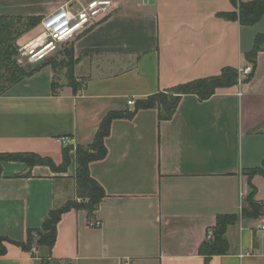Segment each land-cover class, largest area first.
Masks as SVG:
<instances>
[{
    "label": "crops",
    "instance_id": "1",
    "mask_svg": "<svg viewBox=\"0 0 264 264\" xmlns=\"http://www.w3.org/2000/svg\"><path fill=\"white\" fill-rule=\"evenodd\" d=\"M112 1L107 15L70 40L68 74L45 61L0 95V153L33 152L60 166L67 146L93 143L110 111L134 110L128 100L225 67L240 73L264 34V14L253 25L221 16L237 9L232 0ZM66 2L0 0V14L42 20ZM41 32L40 21L18 46ZM247 77L206 100L184 95L169 120L157 108L115 118L106 156L89 163L106 196L91 217L83 208L62 215L52 252L34 246L33 256L16 242L75 196V149L62 171L3 161L0 264H43L49 255L64 264H205L200 247L225 214L238 215L225 234L229 249L209 264H264V174L249 175L264 162V50ZM250 182L263 206L258 217L243 214Z\"/></svg>",
    "mask_w": 264,
    "mask_h": 264
},
{
    "label": "trees",
    "instance_id": "2",
    "mask_svg": "<svg viewBox=\"0 0 264 264\" xmlns=\"http://www.w3.org/2000/svg\"><path fill=\"white\" fill-rule=\"evenodd\" d=\"M237 9L233 12L221 13L227 19H238L246 25H253L260 20L264 14V0H253L243 2L232 0ZM41 21L40 18H21L0 14V95L5 93L12 85L18 83L27 76L32 75L39 67L28 70L17 62L19 46L17 39L24 32ZM264 50V34L259 33L255 37L253 49L245 54V57L253 66V71L248 75L247 80L254 75L257 65L258 53ZM69 62L67 65L70 70L75 62L73 44L65 49ZM62 63V62H60ZM2 69L5 70L2 73ZM239 70L234 67H225L217 75L197 78L185 83L178 84L165 91H159L146 98L139 99L135 103L134 110L110 111L102 120L96 133L95 140L89 145H78L76 149L77 174H76V199H68L61 205L53 207L45 217L40 228L29 229L25 242H16L27 251H32L33 246L38 245L52 252L58 236V224L62 215L73 209L83 208L88 211L91 217L97 209L99 203L106 196L103 186L91 175L89 163L93 160L104 158L107 154L105 138L109 135L111 123L115 118L132 117L138 110L147 108H157L160 120H169L173 117L177 107L186 94H196L201 99L206 100L213 96L218 88L230 87L239 82ZM72 78V83L75 84ZM72 146H67L63 153V162L57 166L52 158L33 152H5L0 153V176L3 171V161H22L28 166L48 165L53 170H66L71 163L70 151ZM255 173L264 174L263 165L249 171L252 176ZM251 192L248 194L243 214L251 217H258L263 213V206L256 200V188L250 182ZM238 215L225 214L219 215L217 223L210 232L208 240L201 247L200 252L206 256L205 264H209V259L213 255L225 254L229 249V242L225 236L229 224L236 221ZM5 238H0V257L7 252L4 244ZM33 256L36 253L32 252ZM43 264H64L55 259L52 255L42 259Z\"/></svg>",
    "mask_w": 264,
    "mask_h": 264
},
{
    "label": "built area",
    "instance_id": "3",
    "mask_svg": "<svg viewBox=\"0 0 264 264\" xmlns=\"http://www.w3.org/2000/svg\"><path fill=\"white\" fill-rule=\"evenodd\" d=\"M112 6V0H67L63 6L41 20L42 32L39 35L19 46L17 62L23 64L25 61L34 63L44 60L60 43L72 40L78 33L95 24L101 16L107 15ZM252 71L253 66L248 65L240 70V75L245 77ZM128 104L134 105L135 100H128ZM66 139L62 138V142ZM94 224L101 226L102 222L96 221ZM32 252L36 253L35 247Z\"/></svg>",
    "mask_w": 264,
    "mask_h": 264
},
{
    "label": "rangeland",
    "instance_id": "4",
    "mask_svg": "<svg viewBox=\"0 0 264 264\" xmlns=\"http://www.w3.org/2000/svg\"><path fill=\"white\" fill-rule=\"evenodd\" d=\"M71 45V42L68 41V42H63V43H60L58 46H57V49L55 51H53L48 57H46L44 60L42 61H39V62H34V63H31V62H28V61H25L23 64H21L22 66H25L28 70H31V69H34L36 67H40V65L42 63H44L45 61H49V60H54V67L56 68L57 70V74H60L62 75V73H64L65 70L66 73L68 74V72L70 71V69H68V65L67 63L69 62V59H68V56L66 55L65 53V49L66 48H69ZM19 55V51H18V54L16 55V58L18 57ZM62 62V63H60ZM5 70L2 69V73H4ZM73 149H77V146H72ZM76 193V192H75ZM77 195L75 194V196H73L72 198H75L76 199ZM36 247L38 245H35ZM34 247V246H33ZM55 264V263H53Z\"/></svg>",
    "mask_w": 264,
    "mask_h": 264
}]
</instances>
